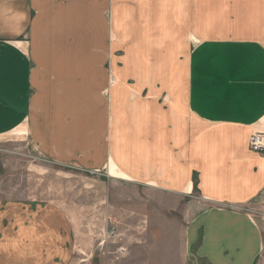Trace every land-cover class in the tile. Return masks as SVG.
Instances as JSON below:
<instances>
[{
  "label": "crops",
  "instance_id": "0c3cea01",
  "mask_svg": "<svg viewBox=\"0 0 264 264\" xmlns=\"http://www.w3.org/2000/svg\"><path fill=\"white\" fill-rule=\"evenodd\" d=\"M263 118L264 0H0V134L147 190L123 202L155 222L129 236L154 264H254ZM79 240L61 199H0V264H80Z\"/></svg>",
  "mask_w": 264,
  "mask_h": 264
},
{
  "label": "rangeland",
  "instance_id": "374dc122",
  "mask_svg": "<svg viewBox=\"0 0 264 264\" xmlns=\"http://www.w3.org/2000/svg\"><path fill=\"white\" fill-rule=\"evenodd\" d=\"M201 40L202 38H197L194 44ZM183 64L187 67L185 61L165 63L167 67L172 66L173 70L177 68L186 75L187 68L184 71L180 69ZM121 65L122 62L116 67L108 65L105 95H109L116 86L120 77L117 67ZM111 76L115 78L114 84L110 82ZM149 79L155 81L154 76ZM166 94L164 92L160 96L165 103L168 102L165 100ZM195 121H198L197 118ZM257 122L252 130H264V118ZM22 132L20 129L0 134V199H61L66 203L77 237L80 238L76 249V263L118 264L124 259L131 264H154L160 261L161 255L148 253L146 250L142 252L138 248L149 244L146 238L141 237V243L138 239H129V236H138L142 230L148 229L150 232L155 229V222L145 221L146 217L142 215L144 212H140L138 206L130 207L128 197L123 202L124 194L131 195L137 202L142 201L147 190L128 184L114 164V169L110 171V167L100 170L85 169L72 160L65 161L66 163L56 162L42 146ZM194 195H197L196 190ZM244 208L257 219L264 239V197H259ZM153 209L151 207V215H154ZM124 246L129 247L133 254H123ZM254 264H264V245Z\"/></svg>",
  "mask_w": 264,
  "mask_h": 264
},
{
  "label": "built area",
  "instance_id": "2783aa9c",
  "mask_svg": "<svg viewBox=\"0 0 264 264\" xmlns=\"http://www.w3.org/2000/svg\"><path fill=\"white\" fill-rule=\"evenodd\" d=\"M110 82L112 84L115 83V78L113 76L110 77ZM249 146L251 149L264 154V130L263 129L252 130L250 137H249Z\"/></svg>",
  "mask_w": 264,
  "mask_h": 264
},
{
  "label": "bare ground",
  "instance_id": "6f19581e",
  "mask_svg": "<svg viewBox=\"0 0 264 264\" xmlns=\"http://www.w3.org/2000/svg\"><path fill=\"white\" fill-rule=\"evenodd\" d=\"M113 167H114V166H111V167H110V171L114 169ZM115 167H116V166H115ZM118 171H119V170H118ZM118 174H119V173H118ZM124 177H125V176H124ZM125 178H126V177H125Z\"/></svg>",
  "mask_w": 264,
  "mask_h": 264
}]
</instances>
